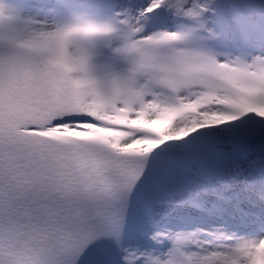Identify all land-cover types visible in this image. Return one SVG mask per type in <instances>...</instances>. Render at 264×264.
I'll list each match as a JSON object with an SVG mask.
<instances>
[{
	"label": "snow or ice",
	"instance_id": "1",
	"mask_svg": "<svg viewBox=\"0 0 264 264\" xmlns=\"http://www.w3.org/2000/svg\"><path fill=\"white\" fill-rule=\"evenodd\" d=\"M256 145L264 0H0V264H257L264 218L129 243L162 192Z\"/></svg>",
	"mask_w": 264,
	"mask_h": 264
},
{
	"label": "bare ground",
	"instance_id": "2",
	"mask_svg": "<svg viewBox=\"0 0 264 264\" xmlns=\"http://www.w3.org/2000/svg\"><path fill=\"white\" fill-rule=\"evenodd\" d=\"M145 1L147 0H132V2L138 7L142 6ZM45 2L46 0L44 3ZM9 3H12V1ZM231 48L234 51V48ZM98 63L102 64L104 61L101 60L98 61ZM214 166L216 167H214V171L218 173L224 184H242L248 181L257 183L263 178L261 175V168L264 167V152H262L259 146L256 145L248 149V158L246 161L239 162L238 157L234 156L227 164H217ZM215 183L216 182H214V184ZM205 184L207 183H205V181H203L201 178L191 174L188 175V178L182 187L183 192H181V194H174L162 198L161 200L163 202H167L169 205L159 206V209L158 207L154 209L156 223L154 225H147V229L139 231L138 235L131 236L129 238V243H136L137 240L143 242L144 232H150L153 227L157 229H169L174 232H197L198 235H200L205 240H212L213 234H229L234 235L237 238L241 236L245 238H254L255 236L250 233H239L237 231V226L234 227L232 231H230L226 226L222 225V223H207L199 221V223L195 225L197 229H190L188 227L186 228L184 225H182L186 221L181 224L185 218H188L187 212L184 210V205H187L189 200L192 201L200 198L202 196L201 188ZM210 184L211 183H208V185ZM209 187L210 190L214 188L212 186Z\"/></svg>",
	"mask_w": 264,
	"mask_h": 264
},
{
	"label": "rangeland",
	"instance_id": "3",
	"mask_svg": "<svg viewBox=\"0 0 264 264\" xmlns=\"http://www.w3.org/2000/svg\"><path fill=\"white\" fill-rule=\"evenodd\" d=\"M36 4V3H35ZM253 43H255V41H253ZM165 205H168V204H164L163 206H165ZM184 209L186 210V208L184 207ZM189 216V215H188ZM190 221H191V219H189L187 222H185L184 224L185 225H189L190 224ZM183 223V222H182ZM181 223V224H182Z\"/></svg>",
	"mask_w": 264,
	"mask_h": 264
}]
</instances>
